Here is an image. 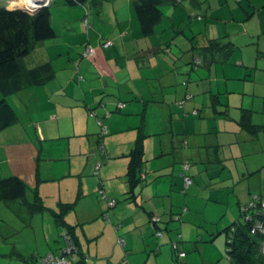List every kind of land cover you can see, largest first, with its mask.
I'll use <instances>...</instances> for the list:
<instances>
[{"label":"crops","instance_id":"0c3cea01","mask_svg":"<svg viewBox=\"0 0 264 264\" xmlns=\"http://www.w3.org/2000/svg\"><path fill=\"white\" fill-rule=\"evenodd\" d=\"M198 1L199 8H192L187 0L182 10L181 4L167 5L171 9L165 16L162 13L155 33L144 39L130 0H120L110 6L107 31L93 28L90 19L85 42L83 36L78 46L43 42L24 59L27 68L50 62L55 76L43 86L8 97L17 122L0 131V136L11 134L12 140L16 135L15 146L25 145L27 153L2 137L0 157L14 165L10 176L24 185L33 183V199L38 196L45 211L55 213L70 206L64 220L72 235L54 218L52 228L59 240L49 237L42 219L33 223L32 218L41 213L31 215L27 205L12 202L24 208L27 217L21 223L29 228L34 244H16L2 254L10 261L26 264L22 259L35 262L47 254L58 255L69 236L77 251L73 264H218L219 247V258L205 249L215 235L207 225H224L236 209L240 217V209L253 196L264 202V42L259 41L264 34V11L259 10L264 0ZM104 3L99 0L95 11ZM249 9H254L250 16ZM191 37L197 47L218 39L232 43L233 51L221 63L196 69L186 82L183 73L188 69L185 62L192 59V53H187ZM104 41L112 42L110 48L100 47ZM86 53L92 56H80ZM186 96L184 107H177ZM24 97H31L29 105ZM24 107L27 112L33 107L37 115L25 120ZM245 111L253 127L241 126ZM141 126L145 138L136 175L140 181L133 185L127 176L129 153ZM98 128L105 133L100 157L97 149L90 148ZM29 162L34 166L27 183L26 175L23 178L17 169ZM180 174L192 180L187 189ZM231 183L238 186L236 206L228 203L230 215L225 211L224 219L215 220L222 213L218 202ZM50 198L54 203L46 204ZM110 201L115 202L113 207L108 206ZM177 214L180 221L167 226L174 234L156 236L159 226L152 219L168 221ZM175 236L180 241L198 237L199 245L193 248L203 256L195 254L192 245L179 244L174 251L170 241ZM178 252L184 256L178 257Z\"/></svg>","mask_w":264,"mask_h":264},{"label":"trees","instance_id":"16d2710c","mask_svg":"<svg viewBox=\"0 0 264 264\" xmlns=\"http://www.w3.org/2000/svg\"><path fill=\"white\" fill-rule=\"evenodd\" d=\"M27 0H20V5ZM90 0H63L64 5H84ZM99 2V0H95ZM186 0H132V9L135 19L138 23L141 38H149L155 33V28L162 21V12L160 7L163 5L177 6ZM192 8H199L201 1L187 0ZM241 1V0H238ZM27 3V2H26ZM18 5V4H12ZM30 6L33 2H29ZM252 13H248V15ZM249 15V16H250ZM202 17H198L201 19ZM88 26V25H87ZM86 26V27H87ZM56 37L55 31L50 23V10L48 8L39 9L34 14H30L17 6L8 9L7 6H0V131L12 126L17 122V117L12 106L8 102L11 95L31 87H40L50 82L55 76V70L50 62H43L33 67L27 68L24 64L26 59L34 48L47 40ZM175 37L171 38V42ZM194 37L188 38L191 46L189 55L192 53V59L185 62L188 69L183 73L186 82L188 76L194 73L196 69L208 67L215 63L225 61L233 51V44L228 42H220L218 39L208 40L207 44L197 47L193 44ZM169 41V42H170ZM168 43V42H167ZM112 42L104 41L101 48L108 49ZM165 50V47L160 48ZM89 53L80 55L83 58L91 57ZM182 55V54H181ZM80 57L79 59H81ZM197 58L198 61L194 60ZM176 62V58L171 56ZM136 61L137 58H134ZM176 68L172 72H175ZM185 100H189L186 96ZM216 103V100H213ZM123 107V105H122ZM195 113V114H194ZM198 112L194 111L193 115L197 116ZM249 114L247 111L241 114L240 124L247 127L249 122ZM250 123V124H249ZM252 125V124H251ZM253 127V125H252ZM142 126L139 128L137 141L133 150L129 153L130 163L127 176L131 184H137L140 181L136 175L141 170L143 157V140L145 135L142 133ZM105 136L101 129L98 134L97 143L101 147V138ZM20 201L27 205L31 215L43 213L45 211L38 196L34 198L33 203H28L26 199V186L16 176H10L0 179V202H16ZM260 203H264L259 197L258 209L253 211H244V207L240 209V218L231 226L224 230L226 236L225 256L230 264H264V254L261 250L264 241V232H253L256 224L263 227L264 230V208ZM69 205L62 206L58 212L53 213L56 224L66 228L69 235H72V227H68L64 220V213L69 209ZM241 218H243L241 220ZM38 258L35 262L33 258L22 259L26 264H38Z\"/></svg>","mask_w":264,"mask_h":264},{"label":"rangeland","instance_id":"374dc122","mask_svg":"<svg viewBox=\"0 0 264 264\" xmlns=\"http://www.w3.org/2000/svg\"><path fill=\"white\" fill-rule=\"evenodd\" d=\"M104 1H107V3L103 4L102 9L98 10V11H101V10L102 11L98 13V11H95L96 8L98 7V6L95 7L96 3H97L95 0H90L89 2H87L84 5L77 4V5H72V6H69L66 4L64 5L63 0H48V2L50 4L49 5L50 23H51L52 28L55 31L56 38L51 39V40H47L45 42H51L52 40H54V41H58L61 44L66 45V46H68V45L78 46L80 36H83L84 42L87 39L86 38L88 36L87 29L89 30L88 24H90V22H89L90 19H93V28L100 27L106 31L108 29H110L111 24H110V26L107 25L111 19V7L110 6L114 5V4L119 5L120 3H117V2H119L120 0H104ZM13 3L18 4V6H20V4H19L20 0H0V6L5 4L7 6V8H10L9 6H11ZM243 3L248 4L247 0H244ZM130 5H131L130 9H132V1L131 0H130ZM184 6L185 5L182 6V4H181V6H179V9L182 10L183 9L182 7H184ZM218 6H219L218 8H220V4ZM20 7H22V6H20ZM218 8L216 7L215 9L219 10ZM167 9H171L170 6L163 5L160 7V10L164 16L166 14L165 12ZM122 10H124V9H122ZM249 10H250V12H253L254 9H249ZM259 10L264 11V8H261ZM188 11L191 12V9H189ZM84 20H87V25H88L87 28L85 26ZM255 20L257 22H259V17L256 16ZM263 24H264V21H263ZM74 33H76V34H74ZM175 33L176 32H172L171 34L173 35ZM260 37H261V35H260ZM92 38L95 39L96 35L92 36ZM259 41L260 42L262 41L261 43L264 42V34L262 35V40H259ZM109 42H111V41H109ZM260 50L261 49H259V51ZM58 54H59V52L56 55L58 56ZM72 56L76 57L74 55V53H72ZM231 65L233 67H237V66H234L233 62L231 63ZM0 98H1V95H0ZM25 98L26 97H24L25 104L29 105V103L31 101V97L26 98V99ZM28 109L31 111L27 112V108L24 107L23 114L24 113L25 114L23 115V117H25V120L27 117H30L32 119L33 116L37 115V112L33 111V107H31V108L28 107ZM92 117H95L94 112H93ZM97 126H98V123H97ZM98 133H99V128H98L97 134L94 135V145L90 146V148L95 149V150L97 149V151H98L97 153L99 154L98 157H100V155L102 156V153L100 152L101 148L98 145L97 140H96L98 137ZM4 135L5 134H1L0 139H2V137H3V140H6V138L10 140L11 134L7 135V136H4ZM15 136L13 135L12 140H10L11 144H14V146L17 145V142H14V140L16 139ZM86 144L88 145L89 142H86ZM18 147L25 149V154L27 153V148L25 147V145L21 144V145L15 146L14 148H18ZM0 160H1V157H0ZM33 166L34 165L31 164L30 162H29V164L23 163V165L18 167V169H17V171H20V174L22 177L24 175H26L25 180L27 183H29L30 176H32ZM12 168H14V165L11 163V161H9L6 158H3L0 161V174H5V175H3V176L0 175V176L7 177V176L12 175V171H13ZM14 171H16V170L14 169ZM91 177H94V176H91ZM0 179H1V177H0ZM234 184L235 183L229 184L227 191L224 193L222 200L218 202V203H220L219 206L222 209V213H220L215 218V220L224 219L225 214L223 215V213L225 211L228 212V215H230L228 203L231 205V207L236 206L238 194L235 192V189H237L238 186H235ZM25 185H26V198H27L28 202L29 203H31L32 201L34 202L33 197L35 195L34 191H36L35 186H33V183H31L30 185L25 183ZM6 203H10V204H6ZM45 203L50 204V203H54V202H53V199L50 198V199L46 200ZM45 207L48 208L47 206H45ZM41 214L32 218L34 220L33 221L34 225H36L37 222L38 221L40 222L42 219L44 226H46V232H47L48 236L51 238L53 236H56L57 240H59V238H58L59 234L57 235L55 228H52L55 226L53 213H51L49 211H44V213H41ZM22 217L26 218L27 216L25 214L24 208L21 205H19L18 203H12V202H0V264H10V263L21 264L20 262L10 261L9 258L5 257L2 254L8 253V251L12 250L16 244H18V246H23L22 245L23 243L28 244L30 246H32L34 244L32 241V236H31V232L29 231V228L23 227L24 221H23V223H21ZM208 218H210V217H208ZM239 218H240L239 217V210L236 209L235 210V216L233 217V219L231 221L225 220L224 225H221V223L217 225L218 222L215 223L214 226H213V224L207 225V227L211 228V230L214 231L215 235H212L214 237H213V242L211 243V245L208 247H205V249H206V251L208 250L210 252V255H214L215 258H219L218 257V250H217V247H219V249L222 252L221 257L223 259L221 258V260L219 261L218 264H230L229 260L225 256L226 236H225V233L223 230L229 224L231 225L235 221V219L239 220ZM242 219L243 218H241V220ZM207 220H209V219H207ZM200 229L203 230L202 228H200ZM37 231H38V228H37ZM206 237L209 238V235L207 233H206ZM182 238L183 239L180 241V236H175L174 240H172L170 242V244H174L175 242H178L177 246H179V244L183 247H186L188 245H190V246L192 245L191 248H193V246H196V244L198 242V237H196L195 239H191L188 237H182ZM61 242L63 243V240H61ZM198 245H199V243L197 244V246ZM193 251L195 252V254H198V255L200 254L201 256H203V253L199 249H196V247L193 248ZM193 251H191V252H193ZM13 260H15V259H13Z\"/></svg>","mask_w":264,"mask_h":264},{"label":"built area","instance_id":"2783aa9c","mask_svg":"<svg viewBox=\"0 0 264 264\" xmlns=\"http://www.w3.org/2000/svg\"><path fill=\"white\" fill-rule=\"evenodd\" d=\"M85 26H87V20H84ZM179 107H182L183 102L180 101L177 103ZM195 114V113H194ZM97 166H100V162L97 163ZM183 170L187 171V165L183 166ZM183 182H184V189H187L188 186L192 183L191 178L188 177L187 175H184L183 177ZM258 201L259 197L258 196H253L252 200L245 206L244 211H253V210H259L258 209ZM115 205L114 201L108 202L109 207H113ZM261 208H264V203H260ZM153 223L158 222V218H153L152 219ZM258 231L260 233H263V227H261L259 224H256V226L253 228V232ZM159 232H156V236H159ZM66 245L60 250L58 255L54 254H47L46 256L42 257L39 261L38 264H73L74 263V258L76 255V247L71 239V237L66 236ZM172 248L174 251H177V244H173ZM261 250L264 254V241L262 242V247ZM184 253L183 252H178V257H183ZM126 264V263H123Z\"/></svg>","mask_w":264,"mask_h":264},{"label":"water","instance_id":"95a60500","mask_svg":"<svg viewBox=\"0 0 264 264\" xmlns=\"http://www.w3.org/2000/svg\"><path fill=\"white\" fill-rule=\"evenodd\" d=\"M30 1H32L33 2V5H35V6H30L29 5V2ZM49 5L50 4H49L48 0H27V1H25V3L23 5H20L22 7H20L18 5H17V7L18 8H22L23 10L27 11L30 14H34L39 9L48 8ZM180 176H182V174H180ZM179 221H180V214L171 216L170 217V220H168V221H162L161 218L158 217L157 224L159 226V228H158L159 231L158 232L160 234L158 237H162L164 234H169L170 232H172V230L167 227L168 226V223H170V222L176 223V222H179ZM154 224H156V223H154ZM174 244H177V242H175Z\"/></svg>","mask_w":264,"mask_h":264},{"label":"clouds","instance_id":"9594fccd","mask_svg":"<svg viewBox=\"0 0 264 264\" xmlns=\"http://www.w3.org/2000/svg\"><path fill=\"white\" fill-rule=\"evenodd\" d=\"M14 6H17V5H14ZM185 174H183V177H184ZM192 181V180H191Z\"/></svg>","mask_w":264,"mask_h":264}]
</instances>
